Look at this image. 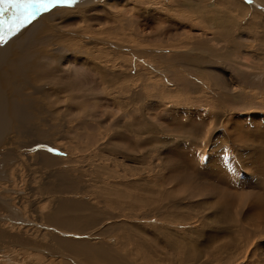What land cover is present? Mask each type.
<instances>
[{
	"label": "rangeland",
	"instance_id": "obj_1",
	"mask_svg": "<svg viewBox=\"0 0 264 264\" xmlns=\"http://www.w3.org/2000/svg\"><path fill=\"white\" fill-rule=\"evenodd\" d=\"M44 15L0 44V264H264V0Z\"/></svg>",
	"mask_w": 264,
	"mask_h": 264
},
{
	"label": "snow or ice",
	"instance_id": "obj_2",
	"mask_svg": "<svg viewBox=\"0 0 264 264\" xmlns=\"http://www.w3.org/2000/svg\"><path fill=\"white\" fill-rule=\"evenodd\" d=\"M76 0H0V44L6 34L13 35L31 23L40 13L57 5L74 4Z\"/></svg>",
	"mask_w": 264,
	"mask_h": 264
},
{
	"label": "bare ground",
	"instance_id": "obj_3",
	"mask_svg": "<svg viewBox=\"0 0 264 264\" xmlns=\"http://www.w3.org/2000/svg\"><path fill=\"white\" fill-rule=\"evenodd\" d=\"M58 7H59V6H58ZM44 13H45V12H44ZM44 13H40L39 15L42 16V15H44ZM39 15H38V16H39ZM38 16H37V17H38ZM40 16H39V17H40ZM44 16H45V15H44ZM47 16H48V15H47ZM45 18H47V17H45ZM33 21H35V20H33ZM36 21H37V20H36ZM32 38H33V37H32ZM11 91H12V90H11ZM0 95H1V94H0ZM1 100H2V99H1ZM11 100H12V99H11ZM2 102H3V101H2ZM4 103H5V102H4ZM4 105H5V104H4ZM5 106H6V105H5ZM20 107H21V105H20ZM23 107H24V106H23ZM2 108H3V107H2ZM0 109H1V108H0ZM14 109H15V108H14ZM17 109H19L18 106H17ZM22 109H23V108H22ZM27 110H28V108H27ZM20 111H21V110H20ZM28 111H29V110H28ZM15 112H17V111L15 110ZM18 112H19V111H18ZM16 114H17V113H16ZM7 117H8V116H7ZM7 117H6V118H7ZM16 118H17V117H16ZM4 126H5V125H4Z\"/></svg>",
	"mask_w": 264,
	"mask_h": 264
}]
</instances>
